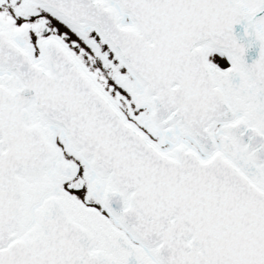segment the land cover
Returning a JSON list of instances; mask_svg holds the SVG:
<instances>
[{"label": "snow or ice", "instance_id": "snow-or-ice-1", "mask_svg": "<svg viewBox=\"0 0 264 264\" xmlns=\"http://www.w3.org/2000/svg\"><path fill=\"white\" fill-rule=\"evenodd\" d=\"M0 264H264V0H0Z\"/></svg>", "mask_w": 264, "mask_h": 264}]
</instances>
